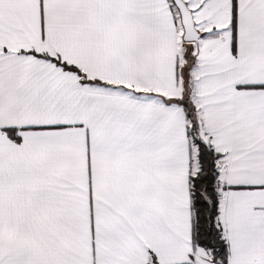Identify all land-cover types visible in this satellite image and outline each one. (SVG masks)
<instances>
[{
	"label": "snow or ice",
	"instance_id": "1",
	"mask_svg": "<svg viewBox=\"0 0 264 264\" xmlns=\"http://www.w3.org/2000/svg\"><path fill=\"white\" fill-rule=\"evenodd\" d=\"M0 264H264V0H0Z\"/></svg>",
	"mask_w": 264,
	"mask_h": 264
}]
</instances>
